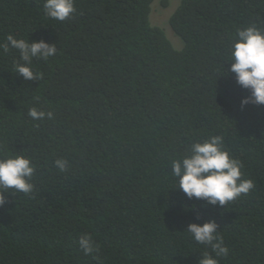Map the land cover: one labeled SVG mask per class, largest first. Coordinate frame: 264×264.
<instances>
[{
	"label": "trees",
	"instance_id": "1",
	"mask_svg": "<svg viewBox=\"0 0 264 264\" xmlns=\"http://www.w3.org/2000/svg\"><path fill=\"white\" fill-rule=\"evenodd\" d=\"M153 2L75 0L58 21L45 0H0V43L57 47L33 58L41 80L16 73L17 50L0 52V158L35 165L33 192L0 206V264H199L215 254L184 231L213 220L229 248L219 264H264V105L242 107L250 90L227 71L237 30L264 29V0H182L170 17L181 49L152 24ZM32 107L53 118H30ZM211 136L255 185L224 206L188 199L171 174Z\"/></svg>",
	"mask_w": 264,
	"mask_h": 264
},
{
	"label": "clouds",
	"instance_id": "2",
	"mask_svg": "<svg viewBox=\"0 0 264 264\" xmlns=\"http://www.w3.org/2000/svg\"><path fill=\"white\" fill-rule=\"evenodd\" d=\"M76 11L75 0H45L44 12L49 18L65 21ZM231 49V68L237 83L250 90L251 95L241 101V106L249 103L264 105V29L251 24L238 29ZM10 49L19 52L23 63L15 64V71L25 80H41L43 73L32 70L33 58L47 60L57 53L55 44L45 40L29 42L17 39L9 34L6 42L0 43V52L7 54ZM223 76V75H221ZM51 111L45 112L36 107L29 109L28 116L34 120L53 118ZM55 166L66 171L68 161L57 159ZM172 176L178 180V188L188 199L205 200L216 206L227 205L228 202L248 194L254 187L250 179H243L242 163L223 147L220 136H211L203 142H194L188 154L171 162ZM35 173V165L24 155L0 158V206L6 202L5 193L19 192L29 195L34 190L31 179ZM199 218V217H198ZM218 224L208 221L201 224L191 223L186 231L200 245L210 246L215 256L203 254L199 264H219L217 258L227 257L229 248L219 235ZM79 247L85 255H93L99 248L90 234L79 238ZM96 258V257H94Z\"/></svg>",
	"mask_w": 264,
	"mask_h": 264
},
{
	"label": "rangeland",
	"instance_id": "3",
	"mask_svg": "<svg viewBox=\"0 0 264 264\" xmlns=\"http://www.w3.org/2000/svg\"><path fill=\"white\" fill-rule=\"evenodd\" d=\"M165 2H167V4H164ZM181 2L182 0H154L150 15L152 24L164 28L167 36L171 39L176 49L183 48L184 42L173 32L170 25V17L181 4Z\"/></svg>",
	"mask_w": 264,
	"mask_h": 264
}]
</instances>
